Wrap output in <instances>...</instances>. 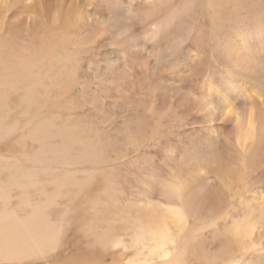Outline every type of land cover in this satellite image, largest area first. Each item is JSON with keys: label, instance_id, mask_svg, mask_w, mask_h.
I'll return each instance as SVG.
<instances>
[{"label": "rangeland", "instance_id": "rangeland-1", "mask_svg": "<svg viewBox=\"0 0 264 264\" xmlns=\"http://www.w3.org/2000/svg\"><path fill=\"white\" fill-rule=\"evenodd\" d=\"M145 1L0 0L1 42L8 47L0 51V63H11L13 48L26 55L31 50L34 56L48 49V65L36 66L38 83L48 84L47 93L40 88L41 106L52 120L48 126L89 131L103 147L109 157L103 165L113 187L111 217L119 231L130 226L132 234L150 216L175 229L178 220L167 213L163 190L181 175L199 205L190 223L186 264H264V137L254 150L245 144L251 148L244 153L243 171L229 140L237 124L222 115L227 104L242 120L249 114L264 118V0L235 1L238 17L232 13L228 21L232 0H220L224 5L218 12L208 0H161L157 36L146 25ZM200 1L206 4L203 11L189 6ZM11 72L25 75L19 66ZM207 106L215 109L212 115ZM92 181L87 195L100 189L101 175ZM106 205L104 200L105 214ZM68 213L67 248L55 260L78 252L77 259L112 264L133 254L132 249L126 254L120 248L85 249L89 242L73 234L77 210ZM208 219L213 220L206 226ZM246 222L251 234L242 228ZM236 226L239 240L230 238ZM44 259L41 264H57L48 263V254Z\"/></svg>", "mask_w": 264, "mask_h": 264}, {"label": "bare ground", "instance_id": "bare-ground-1", "mask_svg": "<svg viewBox=\"0 0 264 264\" xmlns=\"http://www.w3.org/2000/svg\"><path fill=\"white\" fill-rule=\"evenodd\" d=\"M235 1L237 0H232V8H228L225 21H228L232 13L235 18L238 17L240 5L239 3L233 4ZM145 3V6L149 8L144 15L146 25H149L152 31L149 33L159 34L162 27L159 11L161 0H146ZM195 5L201 11L204 7L206 8V4L202 1L200 4H189L191 8ZM207 5L218 12V9H221L224 4L220 3V0H208ZM194 9L197 10L196 7ZM17 24L19 25V23ZM240 33L241 30L237 28L234 36L238 38ZM237 38L234 39L237 40ZM6 41L8 44L10 43V40ZM234 42L236 41L234 40ZM4 47L7 51L8 47L1 42L0 36V51L5 52ZM29 51L27 53L30 54L26 55L21 48H13L11 63L4 60L0 63V147L4 149L0 150V264H41L47 254L48 258H51L48 263L105 264L96 258H92L93 261L91 258H78V260L75 256L78 252L62 256L60 259L56 257L55 260L54 257L67 248L65 239L71 226V219H67L68 210V214L72 215L73 211L77 210V214L80 215L76 214L77 218H80H76L77 225L76 227L73 225L75 227L73 234L77 232V236L85 237L89 242L87 244H90L86 247L83 246L85 249L100 247L104 252L107 248H120L121 252H125V254L130 249L133 250L130 257L112 264H186L193 234L190 223H193V217L199 214L197 210L199 205L196 206L197 204L189 196L185 181H183L185 178L183 179L181 175L174 176L171 183L164 186L163 190L167 198L165 209L172 218L178 220L175 229L171 230L161 220L150 216V222L145 225L140 222V225L137 224L134 234H130V226L121 227L122 230L119 231L117 223H115L116 220L111 217L112 205L110 203L114 200L113 187L109 178L106 177V165H103L109 157L89 131H87L88 133L84 131V134L68 127L55 128L52 126L49 128L48 123L49 121L51 123L52 120H48V110L46 111L45 107L41 106L44 102L40 101L42 90L40 88L44 87L45 93H47L48 84L45 85L43 81H40L43 84L38 83L39 74L37 71L39 70H36L38 64L48 65V49L41 56H39L40 54L34 56L33 52ZM228 52L229 55L232 54L230 50ZM17 66H19L20 72H25L24 77L11 72ZM240 66L243 68L242 65ZM240 71L242 72V69ZM233 84L240 83L234 81ZM10 93L13 100H11ZM222 109L225 121L237 124V130L229 140L233 150L237 151L240 157L238 167L244 171L246 160L243 156L251 148L245 149L244 146L245 144L254 145V150L255 146L261 143L260 141L264 137V118L254 114L253 118L249 114L247 115L249 117L246 116V119L248 118L246 121L240 119L237 113L230 112L227 104H224ZM206 112L212 115L215 109L207 106ZM128 141L133 143V138L128 136ZM98 174L101 175L102 185L97 183L100 189L97 188L99 190L96 191L94 189L93 194L87 195V187L89 188L94 183L92 180L97 178ZM109 177L111 176L109 175ZM104 200L107 203L106 214L102 211ZM51 208L56 210L53 215L50 213ZM211 220L206 222V226L211 224ZM251 223L250 221L252 229L253 224ZM241 225L243 229H249L246 231L247 234H251L252 230L247 227L249 226L247 222L246 226H243V223ZM239 227L241 226L239 225ZM238 230L239 228L236 226L230 238L241 239L242 237L238 236L240 234L236 233ZM200 234L199 236H201ZM90 254L92 257L94 256V252ZM232 259L234 257L230 258V260Z\"/></svg>", "mask_w": 264, "mask_h": 264}]
</instances>
